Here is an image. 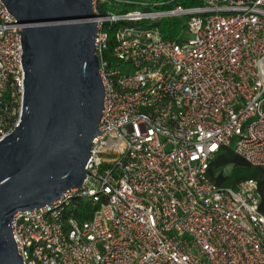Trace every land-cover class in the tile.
I'll list each match as a JSON object with an SVG mask.
<instances>
[{"label": "built area", "instance_id": "obj_1", "mask_svg": "<svg viewBox=\"0 0 264 264\" xmlns=\"http://www.w3.org/2000/svg\"><path fill=\"white\" fill-rule=\"evenodd\" d=\"M92 4L101 134L82 188L15 214L23 264H264L258 182L219 188L208 177L223 147L264 167V0ZM121 5L155 10L104 11ZM173 17L185 19L173 40L144 23ZM18 23L0 0V142L23 107ZM107 24L118 25L110 53ZM81 201L94 210L76 215Z\"/></svg>", "mask_w": 264, "mask_h": 264}, {"label": "water", "instance_id": "obj_2", "mask_svg": "<svg viewBox=\"0 0 264 264\" xmlns=\"http://www.w3.org/2000/svg\"><path fill=\"white\" fill-rule=\"evenodd\" d=\"M18 20L23 107L0 142V264H23L15 214L45 208L88 176L105 89L92 0H2Z\"/></svg>", "mask_w": 264, "mask_h": 264}, {"label": "trees", "instance_id": "obj_3", "mask_svg": "<svg viewBox=\"0 0 264 264\" xmlns=\"http://www.w3.org/2000/svg\"><path fill=\"white\" fill-rule=\"evenodd\" d=\"M151 3H165V6L158 10H172L175 6L181 5L184 8L202 6L203 0H144ZM108 8V7H107ZM105 8L104 11L107 9ZM128 12V11H126ZM125 12V13H126ZM183 20L179 18H163L151 26L157 28L163 39L173 40L183 29ZM117 24L105 26L108 34V53L114 46V37ZM208 177L219 188H236L240 183L247 180H256L259 186L260 205L259 210L264 215V167H256L235 153L232 147H223L211 161L208 170ZM92 203L81 201L75 211L76 215L81 212H92Z\"/></svg>", "mask_w": 264, "mask_h": 264}, {"label": "rangeland", "instance_id": "obj_4", "mask_svg": "<svg viewBox=\"0 0 264 264\" xmlns=\"http://www.w3.org/2000/svg\"><path fill=\"white\" fill-rule=\"evenodd\" d=\"M107 9H108V11H111L114 14H120V13H124L126 11H133V10H142V11H145L146 9L155 10L154 7H142V6H137V5L136 6H134V5L133 6L132 5H121L118 7H111L110 6ZM182 20H185V19H182ZM144 23L152 25L154 22H153V20H148L147 22H144ZM183 41H186L185 35L183 37ZM119 69L123 73H132L134 71V68L131 65H122L121 67H119Z\"/></svg>", "mask_w": 264, "mask_h": 264}]
</instances>
